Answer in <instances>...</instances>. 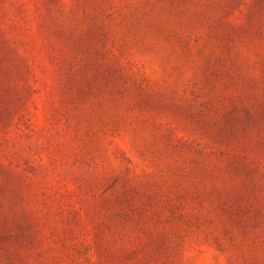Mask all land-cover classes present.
Wrapping results in <instances>:
<instances>
[{"label": "rangeland", "instance_id": "1", "mask_svg": "<svg viewBox=\"0 0 264 264\" xmlns=\"http://www.w3.org/2000/svg\"><path fill=\"white\" fill-rule=\"evenodd\" d=\"M0 264H264V0H0Z\"/></svg>", "mask_w": 264, "mask_h": 264}]
</instances>
